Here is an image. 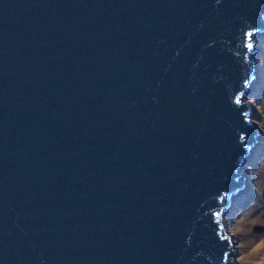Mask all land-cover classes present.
Here are the masks:
<instances>
[{"label":"water","instance_id":"obj_1","mask_svg":"<svg viewBox=\"0 0 264 264\" xmlns=\"http://www.w3.org/2000/svg\"><path fill=\"white\" fill-rule=\"evenodd\" d=\"M255 34L264 0H0V264H227Z\"/></svg>","mask_w":264,"mask_h":264},{"label":"rangeland","instance_id":"obj_2","mask_svg":"<svg viewBox=\"0 0 264 264\" xmlns=\"http://www.w3.org/2000/svg\"><path fill=\"white\" fill-rule=\"evenodd\" d=\"M253 41L255 79L244 100L254 111L252 122L258 134L242 164L244 186L232 197L223 217L232 240L227 264H264V35H253ZM255 226L263 230L255 231Z\"/></svg>","mask_w":264,"mask_h":264}]
</instances>
